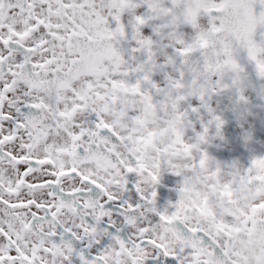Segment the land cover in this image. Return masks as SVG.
<instances>
[{"label": "snow or ice", "instance_id": "obj_1", "mask_svg": "<svg viewBox=\"0 0 264 264\" xmlns=\"http://www.w3.org/2000/svg\"><path fill=\"white\" fill-rule=\"evenodd\" d=\"M255 80L264 100V0H0V264H210L264 156L207 148L264 133Z\"/></svg>", "mask_w": 264, "mask_h": 264}, {"label": "flooded vegetation", "instance_id": "obj_2", "mask_svg": "<svg viewBox=\"0 0 264 264\" xmlns=\"http://www.w3.org/2000/svg\"><path fill=\"white\" fill-rule=\"evenodd\" d=\"M260 87V81L255 80L253 87H250L247 92L254 106L253 115L249 118V122L255 127H259L261 120L264 119V100L260 99L257 94ZM143 112L144 119L140 121V125L147 132V139L143 137L140 139L143 140L144 148L152 149L155 148V141L158 138H166L168 129L159 127L160 118L150 102L144 105ZM225 118L228 121L225 125L226 128L235 123L231 114H227ZM207 151L214 160L223 166L231 165L235 161L240 166L247 168L253 157L264 156V133L256 135L254 142L247 145L243 142L224 144L213 141L209 144ZM170 175L171 173L164 174L158 188L157 203L160 208L179 199L176 181L169 182L166 179ZM222 179L227 178L219 176L216 178L217 185L221 184ZM254 181L258 182L256 192L250 193L242 197L239 202L233 203L235 219L227 225V231L225 228H220V232L223 233L221 238L224 239L221 248L222 255L213 252L210 264H264V199H261L264 197V163L256 166V174L250 177L248 182L251 184ZM201 190L202 188L198 184L195 194L199 196ZM228 195L231 198V195ZM188 198L190 199L191 196ZM155 258L159 259V264H167V260L170 259V257L161 256L159 253H156Z\"/></svg>", "mask_w": 264, "mask_h": 264}]
</instances>
